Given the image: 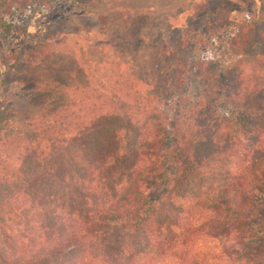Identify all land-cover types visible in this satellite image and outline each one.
<instances>
[{"label": "trees", "instance_id": "trees-1", "mask_svg": "<svg viewBox=\"0 0 264 264\" xmlns=\"http://www.w3.org/2000/svg\"><path fill=\"white\" fill-rule=\"evenodd\" d=\"M74 1L0 0V28ZM260 21L238 25L263 51L235 71L191 60L165 97L84 66L65 105L0 140V264H264Z\"/></svg>", "mask_w": 264, "mask_h": 264}, {"label": "rangeland", "instance_id": "rangeland-1", "mask_svg": "<svg viewBox=\"0 0 264 264\" xmlns=\"http://www.w3.org/2000/svg\"><path fill=\"white\" fill-rule=\"evenodd\" d=\"M261 6L262 0H76L17 14L0 28V140L65 105L83 83L84 66L109 69L141 93L165 97L174 75L185 83L186 63L209 64L200 75L235 71L263 51L248 46L254 36L243 43L237 31L261 20ZM41 46L50 51L36 52Z\"/></svg>", "mask_w": 264, "mask_h": 264}]
</instances>
